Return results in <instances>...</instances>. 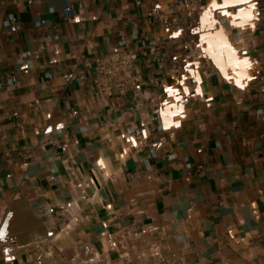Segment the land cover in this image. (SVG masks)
Segmentation results:
<instances>
[{"label":"crops","instance_id":"0c3cea01","mask_svg":"<svg viewBox=\"0 0 264 264\" xmlns=\"http://www.w3.org/2000/svg\"><path fill=\"white\" fill-rule=\"evenodd\" d=\"M67 1L0 0V264H264V0ZM120 41L125 98L89 61Z\"/></svg>","mask_w":264,"mask_h":264},{"label":"built area","instance_id":"2783aa9c","mask_svg":"<svg viewBox=\"0 0 264 264\" xmlns=\"http://www.w3.org/2000/svg\"><path fill=\"white\" fill-rule=\"evenodd\" d=\"M31 3L34 0H25ZM63 13L65 17H71L73 10L67 0L63 2ZM150 14L157 16L160 10L156 5L150 6ZM44 20H40L37 24L43 25ZM4 25L8 26L11 32H17L21 29V25L13 21L12 18L4 20ZM189 32H186V37L181 41L180 47L175 52L170 53L169 64L175 76L176 85L179 87L190 76L194 66L192 59L191 42L189 38L194 33L195 25L188 23ZM166 40V37H161L158 42ZM138 52L133 48H129L125 41H120L118 44L107 52L94 54L90 58V63L93 66L94 79L97 88L104 95H111L114 90L120 96L126 97L128 93L137 87V73H136V60L138 59ZM73 73L65 74V79L70 80ZM8 81H14V74H6L4 76ZM65 149L64 146L61 147ZM261 192V190H259ZM221 204V201H218ZM1 263V260H0ZM150 264H181L180 260L175 257L159 258Z\"/></svg>","mask_w":264,"mask_h":264}]
</instances>
